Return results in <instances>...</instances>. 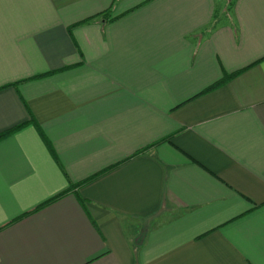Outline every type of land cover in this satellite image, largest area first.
<instances>
[{"label":"crops","instance_id":"0c3cea01","mask_svg":"<svg viewBox=\"0 0 264 264\" xmlns=\"http://www.w3.org/2000/svg\"><path fill=\"white\" fill-rule=\"evenodd\" d=\"M19 126L0 264H264V0H0Z\"/></svg>","mask_w":264,"mask_h":264},{"label":"trees","instance_id":"16d2710c","mask_svg":"<svg viewBox=\"0 0 264 264\" xmlns=\"http://www.w3.org/2000/svg\"><path fill=\"white\" fill-rule=\"evenodd\" d=\"M240 71H241V70H240ZM240 71H237V72H234V73H231V74H225V76H224L221 80H219L218 82L214 83L212 86H210L209 88H207V89L204 90L203 92H207V91H209V90H212V89H214V88H216V87L222 85L227 79L232 78L233 76L237 75L238 73H240ZM41 76H43V75H39L38 77H41ZM20 127H21V126L15 128V129H13V130H9V131H6V132H3V133H0V139L3 138V137H5V136H7V135H9V134L12 133V132L18 130ZM39 128H40V127H39ZM40 131H41V130H40ZM41 134H42L43 138L45 139V141L47 142L48 146L50 147V143H49L48 139L45 137V135H44V133H43L42 131H41ZM60 195H61V194L57 195L56 197L52 198L50 201H52V200H54V199L60 197Z\"/></svg>","mask_w":264,"mask_h":264}]
</instances>
